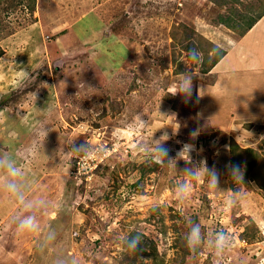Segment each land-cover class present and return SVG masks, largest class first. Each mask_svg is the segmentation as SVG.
Wrapping results in <instances>:
<instances>
[{"label":"rangeland","instance_id":"rangeland-1","mask_svg":"<svg viewBox=\"0 0 264 264\" xmlns=\"http://www.w3.org/2000/svg\"><path fill=\"white\" fill-rule=\"evenodd\" d=\"M263 12L264 0H0V151L19 157L29 197L47 201L40 234L18 232L0 174V264H217L208 238L219 230L232 241L222 264H264V90L255 78L252 104L234 107L246 79L215 68ZM191 70L185 100L173 93ZM161 138L167 167L151 147ZM180 180L192 185L183 206ZM190 222L205 233L195 253Z\"/></svg>","mask_w":264,"mask_h":264},{"label":"clouds","instance_id":"clouds-1","mask_svg":"<svg viewBox=\"0 0 264 264\" xmlns=\"http://www.w3.org/2000/svg\"><path fill=\"white\" fill-rule=\"evenodd\" d=\"M183 77L177 82L176 91L173 94H181L188 100L192 96V79L196 76L194 71L181 73ZM48 130L45 125L37 130V143H39V136L43 135L46 138ZM153 141V140H152ZM43 147V144L41 145ZM151 147H154L155 153L161 158L163 166H170L173 160H167V149L163 147V138L159 141H153ZM184 151L189 153V149L185 148ZM183 151V152H184ZM19 157L10 154L7 151H0V174L3 177V189L7 196L19 206V211L12 217V222L16 226V230L25 234H40V218L38 213L42 212L46 206L47 201L44 198L33 199L28 195L29 188L24 180V170L19 166ZM208 187L213 191H221L219 184L220 178L217 172L209 171L206 167ZM201 167L185 169L184 174L195 179ZM231 182L234 184H243V171L239 165H233L230 169ZM192 185L187 180H180L174 185L175 195L178 203L183 206L191 196ZM241 199L239 189H233L232 195L229 198V206H235ZM191 226L185 236L187 247L193 252H197L205 241V233L202 226L197 222H190ZM45 242H52L55 240V233L48 231L42 234ZM126 247L134 250L137 246V240L128 238L125 241ZM209 247L213 255L216 257L217 264H222L224 258L230 253L232 248V241L228 234L219 230L208 238ZM55 264H69V262L62 258H57ZM71 264H75L73 260Z\"/></svg>","mask_w":264,"mask_h":264},{"label":"crops","instance_id":"crops-1","mask_svg":"<svg viewBox=\"0 0 264 264\" xmlns=\"http://www.w3.org/2000/svg\"><path fill=\"white\" fill-rule=\"evenodd\" d=\"M261 23H264V16L257 21V23L245 34V36H243L239 40H236V42H235L236 44L233 46L234 49H232V48L225 49L224 56L221 58L220 62L215 67L217 70L216 71L217 73L224 72V74H225L226 72H228L227 70H229V69L231 71H234L235 82H236V79L238 80V77L241 78L240 75H242L246 79L242 83L243 91L241 93V95L246 94V96H245L246 100L241 101L240 103L232 100L234 102V107H237L240 109H243L246 106H249L250 104H252V102H250L249 99L247 100V97H249L251 91L253 89H255L252 87V83H253V80L255 78H257V80L259 81V84H261V89L264 90V49H263L264 45H262V38H264V32L261 31L262 30V27L260 26ZM251 33H252V35L256 34V35H254L255 39L253 37V41H251V43H253V45L247 46V45H245V41H246L247 36ZM258 48H259V50H257ZM257 52H259V53H257ZM254 63L256 65L255 67L258 68V69H256L257 72L252 70ZM219 64H222V65L220 66ZM224 66L226 68H224ZM239 69H241V70L239 72H236ZM254 75H256V76H254ZM227 84H228V86H227L226 91L229 93V92L233 91V89L235 87H234V84L231 86V82L227 83ZM225 103L227 104L226 101H225ZM243 110H245V109H243ZM242 112H241V114L238 115L237 118L243 117V116L250 117V118L255 117V115L252 112H246V113L245 112L242 113ZM241 115H243V116H241ZM262 118L263 117H261V115L260 116L258 115L257 117H255L254 120L262 119ZM251 122H253V121H251Z\"/></svg>","mask_w":264,"mask_h":264},{"label":"trees","instance_id":"trees-1","mask_svg":"<svg viewBox=\"0 0 264 264\" xmlns=\"http://www.w3.org/2000/svg\"><path fill=\"white\" fill-rule=\"evenodd\" d=\"M263 14H264V12H263ZM260 17H261V16H258L257 18L252 19V21L249 23L248 28H250V27L254 24V22H256ZM248 28H247V29H248ZM220 58H221V55H219V56L215 59V61L213 62V64H215ZM248 152H251V150H248ZM233 158H234V156H233ZM233 158H232V163H233V165H237L236 160H234Z\"/></svg>","mask_w":264,"mask_h":264}]
</instances>
